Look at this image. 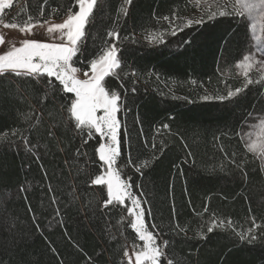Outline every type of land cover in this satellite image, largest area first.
Wrapping results in <instances>:
<instances>
[{
  "label": "trees",
  "instance_id": "1",
  "mask_svg": "<svg viewBox=\"0 0 264 264\" xmlns=\"http://www.w3.org/2000/svg\"><path fill=\"white\" fill-rule=\"evenodd\" d=\"M73 5L17 0L7 12L18 21L31 15L43 22L64 18ZM173 13V26L183 29L175 36L163 19ZM194 13L191 0H98L74 66L87 70L108 31L120 33L119 78H105L121 96L117 115L125 142L114 168L141 198L146 227L160 233L157 244L170 242L173 264H264V171L237 135L264 111V83L217 99L243 86L244 78L225 70L247 51V26L232 15L209 19L208 12L200 17L204 23L189 25ZM44 92L29 77L0 76V137L8 133L0 139V264H128L125 248L140 244L128 207L114 202L104 208L105 186L91 185L102 171L99 137L84 143L87 134H76L61 109L66 94L41 103ZM29 124L36 127L28 131ZM21 132L36 145L33 151L25 150ZM213 220L224 226L209 233ZM249 228L256 241L247 239Z\"/></svg>",
  "mask_w": 264,
  "mask_h": 264
},
{
  "label": "snow or ice",
  "instance_id": "2",
  "mask_svg": "<svg viewBox=\"0 0 264 264\" xmlns=\"http://www.w3.org/2000/svg\"><path fill=\"white\" fill-rule=\"evenodd\" d=\"M125 5H130L132 0H123ZM78 6V11H74L73 7ZM98 6V0H74V5L67 9L66 16L60 23H51L45 19L43 23L34 20L31 15L26 20L18 21L13 17L12 22H5L0 19L5 29H18L22 36H30L33 34V29L36 27L45 28L48 34H52L54 39L51 42H41L34 39L24 38L20 40L19 47L11 46L7 50L0 52V76L5 74H13L16 77H29L44 86V97L41 100L47 99L49 95L63 92L66 94L63 99L66 104L61 105L62 110H66L68 121L74 125L76 134L83 136L87 134L88 139H84V143L93 136H98V147L95 152L98 156L101 168V173L95 175L91 179V185L105 186L107 192V200L103 202V207L118 203L123 205L125 199L130 200L131 206L127 208L128 215L132 218L129 226L136 233L140 241H143L142 247L132 244L131 252L125 248L123 256L127 259L128 264H173V260L168 257L166 249L170 242L163 240L161 244H157V239H160V233L155 235L149 231L145 224V212L141 206V201L130 191V185L122 181L118 172L115 171L117 158L122 154L124 146V138L121 133V122L118 119V113L121 111V96L116 90H112L106 77L116 75L119 78L117 69L121 68V58L119 55L120 49L117 41L121 40L120 33L116 29H110L107 33V39H101L99 51L91 58L88 63L87 70H82L74 66V57L81 52V43L86 35V26L94 18V9ZM14 7V0H0V16L5 14L6 10ZM123 7V6H122ZM227 9V4L224 5ZM41 14H43V6H41ZM235 13L241 17L247 14L249 20H252L251 32L252 39L257 42V50L264 55V41L261 36L256 34V21L259 20L264 24V0H235L233 4V12L227 10L220 11V16H230ZM123 15L128 14V9L123 8ZM217 13L209 14V19H214ZM120 13L117 15L115 24H119ZM163 19L169 21L171 34L176 35L177 31H182L180 26H173L176 19L175 13L172 18L165 16ZM192 23L202 24L203 19L197 21H188ZM243 23V21H240ZM124 40L129 39L127 36ZM154 42L163 43L162 37H152ZM190 43V41H186ZM6 44L3 35H0V46ZM255 63L253 56L245 55L243 59L236 64V68L242 70L244 77L243 86L236 88L235 91L229 90L227 96L216 97L219 100L231 99L239 95L249 85L254 83H264V61L261 62V74L253 79L249 76L253 64ZM82 72V76L78 75ZM135 75V73H133ZM47 77V80H43ZM54 78V79H53ZM59 87L57 86V83ZM135 92V88L132 89ZM203 99L208 100L211 97L205 96ZM251 115V114H250ZM30 119V117H26ZM39 122V118H37ZM36 125L29 124L28 131L35 128ZM168 128L167 124L163 125ZM262 137H264V119L260 121ZM38 130V129H37ZM19 130H13L11 135L17 136ZM49 136H54L55 133L49 129ZM243 138V133H237ZM251 136V134H248ZM8 133H5L0 139H6ZM25 144L26 151H33L36 145L31 143V140L20 133ZM9 144L15 146V141L9 140ZM129 140V147H130ZM155 147V145H153ZM248 151L257 153L261 163H264V143L250 140L246 143ZM77 156L80 155V150L77 149ZM235 156V154H233ZM236 163L235 159L232 161ZM106 166V167H105ZM240 167V164H237ZM21 191H24L21 188ZM55 202V201H54ZM207 210V209H205ZM59 214V213H57ZM229 225L231 221H228ZM217 226L223 227L224 222L213 220L211 226L207 228V232L211 233ZM155 227V226H153ZM255 221L253 220V228ZM253 228H249L247 239L249 242L256 241L258 237L254 234ZM39 230V226L37 225ZM176 229L184 231L179 225ZM175 230V229H174ZM241 239H245L244 234H240ZM139 249V250H137ZM134 257V260H133Z\"/></svg>",
  "mask_w": 264,
  "mask_h": 264
},
{
  "label": "rangeland",
  "instance_id": "3",
  "mask_svg": "<svg viewBox=\"0 0 264 264\" xmlns=\"http://www.w3.org/2000/svg\"><path fill=\"white\" fill-rule=\"evenodd\" d=\"M15 1H17V0H14V3H15ZM191 2L193 4V7H194L196 13H194L192 18L188 19V21H197L200 19V17L203 16V14L205 12H208V15L212 12H216L217 13L216 16H220L219 12L224 11V10H227L229 12H233V4L235 3V0H191ZM225 4H227V9H225V7H224ZM9 13L10 12L9 11L7 12V10H6L5 14H3V16H0V19H3L5 22H12L13 17L10 16ZM232 16L233 17L236 16V17L244 20V22L247 26V33H248L247 51L242 55L241 59L238 62H240L243 59V56H245V55L253 56L255 63L253 64V67H252L251 71L249 72V76L250 75L259 76L261 74V71H260L261 62L264 61V55H262L261 52L257 50V48H258L257 42L254 39H252L251 24L253 23V21L248 19L247 14H245V16L241 17V16L233 13ZM64 18H62L60 20H55V19H48V20H50L51 23H60L63 21ZM43 22H40V23H43ZM256 25H257L256 34L261 36L262 41H264V24H262L259 20H257ZM0 35H3L5 38V41H6L5 45L0 46V52L7 50L8 47H11L13 45L16 47H19L20 40L24 39V38L34 39V40H38L41 42H51L54 39V36L52 34H48L46 32L45 28L36 27L33 29L32 35L25 37L19 33L18 29H5V28H3L2 24H0ZM236 64L232 68V70L226 69L225 75L244 78L243 75L241 74L242 70L236 68ZM78 75L82 76V72L79 73ZM262 119H264V111L254 115V116H251L243 125V127L241 129V133H243V138H242V136H241V138H242L245 146H246V143L249 142L250 140L257 141L258 144L264 143V137H262L261 128H260V121ZM249 133L251 134V136L248 135ZM253 154H255L258 157L257 153H253ZM260 162H261V160H260ZM261 165H262V168L264 171V163H261ZM105 189H106V187H105ZM130 191L133 193V195L135 197H137L141 201V198L134 192V190H132L130 188ZM123 205L130 207L131 206L130 200L125 199V202ZM141 206L144 210L142 201H141ZM144 212H145V210H144ZM142 245H143V241H140V244L138 246L142 247ZM131 250L132 249L130 248L129 251L131 252ZM137 250H139V249H137ZM133 260H134V257H133ZM126 261H127V259H126Z\"/></svg>",
  "mask_w": 264,
  "mask_h": 264
}]
</instances>
